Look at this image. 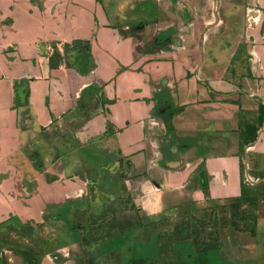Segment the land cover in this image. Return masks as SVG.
Segmentation results:
<instances>
[{
	"label": "crops",
	"instance_id": "1",
	"mask_svg": "<svg viewBox=\"0 0 264 264\" xmlns=\"http://www.w3.org/2000/svg\"><path fill=\"white\" fill-rule=\"evenodd\" d=\"M247 175L264 0H0V264H165L161 220L240 200Z\"/></svg>",
	"mask_w": 264,
	"mask_h": 264
},
{
	"label": "rangeland",
	"instance_id": "2",
	"mask_svg": "<svg viewBox=\"0 0 264 264\" xmlns=\"http://www.w3.org/2000/svg\"><path fill=\"white\" fill-rule=\"evenodd\" d=\"M245 185L247 195L241 200L191 205L167 214L160 226L164 239L161 244L166 247L164 253L169 259L165 264H188L173 260L176 250L171 249L174 243L186 239L194 244L195 258H206L208 264H264V249L259 250L257 246L255 251L252 246L257 221L264 220V184L253 186L245 179ZM234 204L242 207L233 209ZM115 215L109 210L91 219L89 232L103 234L101 238L109 236L116 223ZM251 217H256V221Z\"/></svg>",
	"mask_w": 264,
	"mask_h": 264
},
{
	"label": "trees",
	"instance_id": "3",
	"mask_svg": "<svg viewBox=\"0 0 264 264\" xmlns=\"http://www.w3.org/2000/svg\"><path fill=\"white\" fill-rule=\"evenodd\" d=\"M175 113H177V112H175ZM173 115V114H172ZM170 117V116H169ZM246 195H247V192H245V191H243L242 192V195H241V198H240V200L241 199H243V197H246ZM242 206H241V204H234V205H232V208L233 209H236V208H241ZM251 219H253V220H255L256 221V217H251ZM248 224V223H247ZM106 237H110V234H109V236H106ZM187 240H190V239H186V241ZM220 246V244L218 245V247ZM197 249V248H196ZM201 259H203V260H201ZM195 262H196V264H208V262H207V259L206 258H203V257H201V256H199L197 259H195ZM134 264H144L143 262H140V261H138V262H135Z\"/></svg>",
	"mask_w": 264,
	"mask_h": 264
},
{
	"label": "water",
	"instance_id": "4",
	"mask_svg": "<svg viewBox=\"0 0 264 264\" xmlns=\"http://www.w3.org/2000/svg\"><path fill=\"white\" fill-rule=\"evenodd\" d=\"M248 181L252 184V185H259V184H264V180L255 182L253 180L250 179L249 175H247Z\"/></svg>",
	"mask_w": 264,
	"mask_h": 264
}]
</instances>
